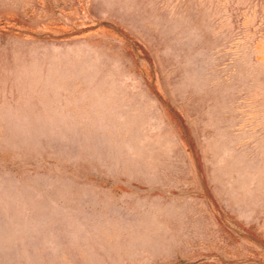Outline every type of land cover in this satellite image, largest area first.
<instances>
[{
    "label": "rangeland",
    "instance_id": "rangeland-1",
    "mask_svg": "<svg viewBox=\"0 0 264 264\" xmlns=\"http://www.w3.org/2000/svg\"><path fill=\"white\" fill-rule=\"evenodd\" d=\"M0 264H264V0H0Z\"/></svg>",
    "mask_w": 264,
    "mask_h": 264
}]
</instances>
